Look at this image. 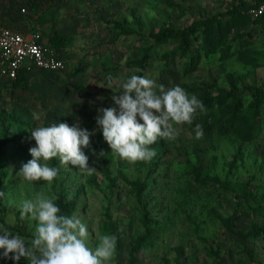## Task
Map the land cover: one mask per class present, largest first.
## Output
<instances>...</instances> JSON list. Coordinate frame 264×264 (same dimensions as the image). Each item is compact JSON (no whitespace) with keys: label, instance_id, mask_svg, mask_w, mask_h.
Segmentation results:
<instances>
[{"label":"rangeland","instance_id":"obj_1","mask_svg":"<svg viewBox=\"0 0 264 264\" xmlns=\"http://www.w3.org/2000/svg\"><path fill=\"white\" fill-rule=\"evenodd\" d=\"M45 3L44 9L29 15V27L39 29L47 43L58 34L68 44L59 52L65 70L30 68L27 97L38 119L19 110L9 83L0 79V190L5 193L0 217L12 228L9 231L30 241L36 221L21 218V203L40 194L56 199L61 193L77 197L73 215L88 226L89 247H96L97 235L117 236L110 264H264V109L251 136L245 134L243 123L203 131L196 139V118L175 140L158 139L151 146L156 155L150 162L135 164L111 152L96 122L99 108L115 106L112 95L121 92L116 82L131 75L153 79L165 88L179 85L199 100L234 90L247 104L249 86L264 90V19L240 21L212 53L193 56L198 61L185 71V59L171 56L174 42H161L147 56L148 36L163 26L188 25L230 10L232 0ZM78 68L83 70L73 75ZM54 123L79 124L93 133L90 148L83 151L96 171L85 175L54 158L49 166L59 171L50 185L24 180L18 173L32 159L29 149L35 141L30 132ZM235 208L239 220L232 233L225 220ZM144 217L152 233L133 261L130 250L144 232ZM0 264L14 262L0 259ZM18 264L28 262L22 258Z\"/></svg>","mask_w":264,"mask_h":264},{"label":"clouds","instance_id":"obj_2","mask_svg":"<svg viewBox=\"0 0 264 264\" xmlns=\"http://www.w3.org/2000/svg\"><path fill=\"white\" fill-rule=\"evenodd\" d=\"M108 82L111 89L113 78L109 77ZM116 83L121 92L112 95L115 106L99 108L96 122L111 152L130 164L150 162L156 155L151 146L158 139L175 140L185 124L192 125L197 114L207 111L202 101L179 85L165 88L139 75ZM33 118L39 117L33 113ZM92 134L79 124L34 128L30 132L35 141L29 149L32 159L22 165L18 175L29 182L46 181L50 185L59 171L49 166L54 158L63 166L71 165L92 175L96 168L89 165L83 151L90 148ZM195 137H203L200 124L195 125ZM4 195L0 191V197ZM54 199L40 194L21 203V218L36 221L30 241L0 225V259H10L14 264L22 258L28 264H110L116 254L117 236L97 235L98 244L89 247L88 226L77 216L61 215Z\"/></svg>","mask_w":264,"mask_h":264},{"label":"trees","instance_id":"obj_3","mask_svg":"<svg viewBox=\"0 0 264 264\" xmlns=\"http://www.w3.org/2000/svg\"><path fill=\"white\" fill-rule=\"evenodd\" d=\"M45 0H2L0 2V25L14 32L25 34L33 29L29 27L31 22L30 14L33 11H39L46 6ZM233 6L217 14L205 16L202 19L194 20L188 25L163 26L158 32L148 36L151 40V46L146 55L150 56L153 48L161 42H174L176 46L171 52L172 58L176 55L185 59V71L192 70L195 62L201 53L209 54L215 49V44L219 43L223 35L231 27L237 25L240 21L251 18L247 11L254 3L261 0H232ZM257 21L264 19V15L255 18ZM34 27V26H33ZM122 33V32H121ZM123 34V33H122ZM68 44V39L58 34H53L48 39V45L57 53ZM151 50V51H150ZM196 56V61L193 60ZM83 68H78L76 74H79ZM30 76V69L23 68L16 74L15 79L6 81L10 85L11 100L17 105L19 110L27 116H32L34 104L30 103L27 97V82ZM250 100L246 104L243 98L234 91H228L221 96L204 97L200 101L204 104L207 111L203 114H197L198 124L206 133L215 131L220 126L233 127L236 124L245 123L244 132L251 136L254 134L255 119L258 118L264 109V90L257 85H251L247 89ZM195 118V119H196ZM3 191V190H0ZM2 197H0L1 199ZM77 197L69 198L64 194H58L54 203L60 208L61 215L72 216L77 208ZM238 209L235 208L233 214L225 220L226 229L229 232L236 233L233 224L239 220ZM144 232L135 240V245L130 250L131 260L134 261V254L140 250L142 245L151 236L152 230L146 217L142 220ZM0 224L11 230L3 217H0Z\"/></svg>","mask_w":264,"mask_h":264},{"label":"built area","instance_id":"obj_4","mask_svg":"<svg viewBox=\"0 0 264 264\" xmlns=\"http://www.w3.org/2000/svg\"><path fill=\"white\" fill-rule=\"evenodd\" d=\"M247 13L251 18L264 15V0L255 2ZM65 67L64 58L42 39L39 29L21 34L0 25V79L12 81L23 68L56 72Z\"/></svg>","mask_w":264,"mask_h":264}]
</instances>
